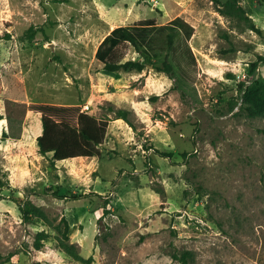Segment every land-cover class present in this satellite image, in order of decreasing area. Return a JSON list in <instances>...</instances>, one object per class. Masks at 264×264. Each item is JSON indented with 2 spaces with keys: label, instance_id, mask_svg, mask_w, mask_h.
I'll use <instances>...</instances> for the list:
<instances>
[{
  "label": "rangeland",
  "instance_id": "1",
  "mask_svg": "<svg viewBox=\"0 0 264 264\" xmlns=\"http://www.w3.org/2000/svg\"><path fill=\"white\" fill-rule=\"evenodd\" d=\"M216 1L0 0L1 264H184L172 254L185 251L186 264H264V115L246 101L264 92V62L251 70L264 0H241L262 34L240 31ZM149 18L177 20L173 48L156 33L153 44L174 71H105L104 38ZM31 26L42 29L32 41ZM31 103L108 118L101 156L41 154ZM28 199L41 217L23 218Z\"/></svg>",
  "mask_w": 264,
  "mask_h": 264
},
{
  "label": "trees",
  "instance_id": "2",
  "mask_svg": "<svg viewBox=\"0 0 264 264\" xmlns=\"http://www.w3.org/2000/svg\"><path fill=\"white\" fill-rule=\"evenodd\" d=\"M216 2L220 14L229 17L240 31L248 29L259 34L263 33V30L248 15L241 0H225L224 2L217 0ZM176 22L177 20L160 25L155 18H149L138 20L132 25L117 26L100 43L96 57L103 63V69L109 73L142 72L148 65H152L158 71L171 74L174 66L168 60V52L164 58L160 59L163 54L154 50L153 44L156 33L165 38L166 44L162 46L164 51L172 49L177 33ZM39 30L42 29L31 26L25 31L24 37L32 41ZM225 37L228 38V35ZM127 45L133 46L140 52L141 57L126 59L123 47ZM261 62H264L263 55H259L257 60L252 62L251 70L254 71ZM246 101L249 102L247 109L251 115H264V92H249ZM28 110L41 115L42 133L37 137L39 152L43 155L52 153L53 163L77 157L101 156V146L108 135V118L98 117L82 110L80 106L69 104L31 103ZM116 118H122L133 126L126 110H118ZM1 119L3 116H0ZM20 208L26 221L42 215V210L35 199L24 200ZM36 236L35 247L41 249L48 234L42 230ZM64 247L66 249V244ZM67 251L72 253L69 248ZM190 255L189 251L172 254L174 259L184 264L188 263Z\"/></svg>",
  "mask_w": 264,
  "mask_h": 264
},
{
  "label": "crops",
  "instance_id": "3",
  "mask_svg": "<svg viewBox=\"0 0 264 264\" xmlns=\"http://www.w3.org/2000/svg\"><path fill=\"white\" fill-rule=\"evenodd\" d=\"M112 31V30H111ZM41 125V124H40ZM40 132H39V135L42 133V127L40 126V130H39ZM36 142H37V140H36ZM72 159H74V158H72ZM77 159H84V157H77V158H75V160H77ZM66 160H69V159H66ZM60 161H64V160H60Z\"/></svg>",
  "mask_w": 264,
  "mask_h": 264
},
{
  "label": "bare ground",
  "instance_id": "4",
  "mask_svg": "<svg viewBox=\"0 0 264 264\" xmlns=\"http://www.w3.org/2000/svg\"><path fill=\"white\" fill-rule=\"evenodd\" d=\"M3 123H5V120L4 119H1L0 120V124H3ZM1 129V128H0ZM2 130V129H1ZM39 130V129H38ZM26 132V131H25ZM27 132H28V130H27ZM26 135V134H25ZM39 136V135H38ZM12 140H10V142H11ZM75 159V158H74Z\"/></svg>",
  "mask_w": 264,
  "mask_h": 264
},
{
  "label": "built area",
  "instance_id": "5",
  "mask_svg": "<svg viewBox=\"0 0 264 264\" xmlns=\"http://www.w3.org/2000/svg\"><path fill=\"white\" fill-rule=\"evenodd\" d=\"M89 106H87V108H88Z\"/></svg>",
  "mask_w": 264,
  "mask_h": 264
}]
</instances>
